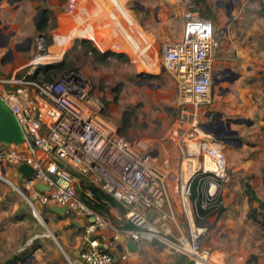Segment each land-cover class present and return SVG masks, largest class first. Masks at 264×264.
<instances>
[{
	"label": "built area",
	"instance_id": "1",
	"mask_svg": "<svg viewBox=\"0 0 264 264\" xmlns=\"http://www.w3.org/2000/svg\"><path fill=\"white\" fill-rule=\"evenodd\" d=\"M184 19L182 37L164 43L160 64L175 81L179 105H192L196 111L212 101L213 60L219 41L210 20L190 12ZM130 22L126 25L131 26ZM116 25L123 36L116 45L122 50L139 49L138 40L122 21ZM53 38L58 40L57 35ZM35 39L29 69L22 75L0 77V96L26 137L21 145L0 148V179L7 180L2 170L8 163L25 162L33 168L32 175L23 179L25 196L34 210L36 204L52 203L86 220L82 248L74 258L68 257L69 264H126L130 239L160 242L192 264H223L218 252L203 245L211 218L224 208L223 187L233 180L222 149L213 140L200 139L182 159L180 170L173 171L170 158L158 162L157 149L148 141L129 140L121 134L119 125L103 114V101L85 77L71 71L54 82L28 78L39 66L55 60L49 58L52 51L46 35ZM171 175L180 196V214L170 197ZM40 182L49 188L39 189ZM92 186L120 202L124 209L120 223L88 203L96 201ZM200 208L213 215H200ZM107 231H112L111 238ZM117 242L125 246L121 252L115 249Z\"/></svg>",
	"mask_w": 264,
	"mask_h": 264
},
{
	"label": "rangeland",
	"instance_id": "2",
	"mask_svg": "<svg viewBox=\"0 0 264 264\" xmlns=\"http://www.w3.org/2000/svg\"><path fill=\"white\" fill-rule=\"evenodd\" d=\"M148 1L150 0H38V7H41L42 10L45 8L49 10L50 20L44 34L48 38L50 46L55 44L51 47L52 53L49 58L55 59L54 63L66 59L74 69L73 72L88 80L93 92L103 101V114L119 125L120 132L127 123L125 119L128 118L130 127L126 135L121 133L124 137L129 140L144 139L148 141L154 149H157L158 162H163L164 158H170L169 167L173 171H179L182 159L194 151L196 141L208 138L223 145L212 134L204 132L199 126L200 123H204L202 120H205L206 115L211 120L213 119V114L219 111L217 110L219 104H224L228 110L244 107L247 113H251L254 107L257 110L260 109L249 118L232 115L230 117L232 119L246 118L254 121L264 115V83H236L221 80L223 61L216 58L213 60V69L218 82L214 80L211 103L208 106H200L196 111L192 105L186 107L179 105L175 81L170 73L162 70L160 64L164 43L179 38H158L146 30L144 19L149 15V10L145 8V3ZM70 5L73 6V9ZM100 8L102 9L100 10ZM99 10L102 19L108 22H110L109 11L115 12L117 16L115 20L118 23L122 21L128 31L133 33L139 42V49L133 51L126 48L129 52L119 48L113 49L111 47L113 44H110L101 35L104 27L107 29L109 27L111 31H117V25L113 21L108 25L104 22H101L103 24L98 23L97 12ZM128 21H131V26L126 25ZM82 28L91 29L94 34H89ZM78 29H81L80 34L73 35ZM138 32L144 34L140 36ZM39 34L36 30V37ZM98 34H100L99 39ZM56 35L58 40L54 41L53 37ZM113 37L115 38L111 42H120L123 36L121 38ZM74 38L75 40L72 41ZM90 38L94 42L93 45L100 51L124 53L128 59L110 58L106 62L96 60L88 50V46L81 42L83 39ZM150 39L153 40V46L150 44ZM144 41L148 42V48L144 45ZM218 41L217 51L221 47V42L219 39ZM63 49L65 51L62 54ZM148 51L149 56H147ZM30 63L32 62L22 68L21 75L24 74V69H29ZM153 63L158 66V71L155 73H152L155 70ZM258 74L264 75V70H260ZM224 75L229 80L236 81L237 75L232 69H226ZM37 79L42 80L40 74ZM258 80V75L255 78L245 79V81ZM239 94L243 95V98H238ZM219 113L228 117L225 111ZM223 118L225 119V117ZM232 126L248 129L246 123H233ZM180 131L183 132L182 135ZM242 139H246V135H243ZM227 146L229 145L224 147L227 148ZM18 162L8 163L7 169L16 171ZM66 167L74 173V168L68 165ZM4 174L7 180L0 179V264L21 263L24 260L26 261L24 264H69L68 257H75V253L85 237L86 220L74 213L57 212L53 209L55 204L52 203L36 204L37 210H34L25 196L23 177L15 178L10 176V173ZM174 178V175H171L170 197L172 196L171 199L174 198L176 203L180 204V196L176 190ZM246 183L242 179L240 189L245 188ZM245 193L236 196L235 200L246 199L247 193ZM249 202L247 209L250 214L249 219L256 218L254 225L249 228V237H264V229L261 224L264 219V201L261 203L258 200H250ZM228 207L231 215L228 212L227 222L239 214L235 205L229 204ZM219 216L217 214L211 218L203 245L210 247L216 255L217 252L221 257L225 255L229 263V261L232 262L230 255L232 253L238 255L242 250L239 247L237 249L239 252L234 251L230 243L229 233L233 229L232 227H235L234 224L232 226L224 222L219 224ZM244 219H248L247 216ZM54 233H56V237H54ZM107 233L108 236L112 235V231H107ZM65 238L74 251L65 246L63 242ZM156 251L161 254L159 264H192V261L187 257L160 242H156ZM31 254H33L32 258H28ZM187 259L191 263L187 262ZM247 259L245 257L244 260H240V264L244 262L246 264ZM256 260H252V262ZM147 264H152V262L148 261Z\"/></svg>",
	"mask_w": 264,
	"mask_h": 264
},
{
	"label": "crops",
	"instance_id": "3",
	"mask_svg": "<svg viewBox=\"0 0 264 264\" xmlns=\"http://www.w3.org/2000/svg\"><path fill=\"white\" fill-rule=\"evenodd\" d=\"M38 6V0H0V77H9L17 74L33 59L36 26L40 18ZM145 8L149 10V15L144 19V26L145 28L147 27L146 30L150 34L158 38L180 39L183 34L185 14L189 12L200 18L210 20L213 24L216 38L221 42L220 49L216 50L214 55V60L217 58L223 61L221 80L236 83H264V75L258 74L260 70H264V0H150L145 3ZM100 10L97 12V16H99L98 23L104 22L108 25L109 23L111 24V21L117 22L115 20L117 18L115 12L109 11L110 22H108L102 19ZM229 13L231 17H229ZM82 30L87 31L89 34H94L91 29L82 28ZM103 30L102 38L105 37L110 44H113L111 46L113 49H121V46L116 45L117 42H111L115 38L113 36L121 38L119 29L111 31L109 27L108 29L104 27ZM80 31L81 29L76 30L73 35L80 34ZM138 33L140 36L144 34L143 32ZM99 35H97L98 39ZM144 42V45L146 44V48H148V42ZM150 44L153 46V40L151 39ZM148 53L149 51L147 56L150 55ZM153 66L155 70L152 73H155L158 71V66L156 63H153ZM229 68L236 73V81L229 80L224 75V71ZM256 75H258L260 81H245L247 78H255ZM4 86L10 87L11 85L4 84ZM237 96L238 98H243V95L239 94ZM219 105L217 107L219 111L214 113L213 116H216L220 111H225L228 115L227 117L222 114L225 119L232 117V115H242L249 118L260 110L254 107L251 113H247L244 107L228 110L227 107H224V104ZM212 120L206 115L205 120L202 121L208 123ZM251 121L252 123L247 124L248 129H239L231 126L233 129L240 131L238 135L240 142H235L233 137L223 136L215 138L222 142L223 145L214 143L215 146H219L222 149L227 160L229 172L233 176V181L223 187L224 208L219 213L218 223L224 222L225 224H230L229 226L234 224L235 227H232L233 229L229 233L231 236L229 237L230 243L234 251L239 247L242 250V252L236 251L239 252L238 255L232 253L230 255L232 262L229 261V263L224 254V257L220 256L223 264H240V260H244L245 257L249 259L252 255H255L257 259L252 264H264V237H249V228L254 225L256 218L249 219L250 214L247 209L250 199L245 193V188L242 187L240 189L241 180L243 179L251 184L259 199L258 201L261 203L264 201V115L259 120ZM243 135H246V139H242ZM225 145L229 146L225 148ZM2 146L7 145L0 144V148ZM20 164L18 162L16 171H13V169L9 170L6 166L5 173H10V176L15 178L24 177L19 169ZM247 177L250 178L248 179ZM243 193L247 195L246 199L239 201L238 198L235 200L236 196H240ZM172 203L174 211L179 213L181 205L176 203L174 198H172ZM229 204L235 205L237 210H239V214L227 222L228 212L231 215ZM222 215L225 216L223 217ZM107 216L113 219L115 223H120L124 213L119 207H111ZM245 216L249 220L244 219ZM232 217L234 216L232 215ZM224 219L227 220L225 221ZM223 234L225 235L226 233L224 232ZM110 236L108 238H111ZM83 241L84 239L81 242V246L78 247L75 256L82 248ZM63 242L68 249L70 248L74 251L73 247L68 244L67 238ZM156 242L143 240L136 243L132 250L127 251L128 260L126 264H147L148 261H151L152 264H159L161 254L156 251ZM114 246L118 252L125 248L121 242L114 243ZM112 248L113 246L110 247V249ZM166 249L168 250V248ZM218 254L220 253L218 252ZM248 255L249 257H247ZM187 262L190 261L187 259Z\"/></svg>",
	"mask_w": 264,
	"mask_h": 264
},
{
	"label": "trees",
	"instance_id": "4",
	"mask_svg": "<svg viewBox=\"0 0 264 264\" xmlns=\"http://www.w3.org/2000/svg\"><path fill=\"white\" fill-rule=\"evenodd\" d=\"M46 1V0H43ZM49 10L46 8L42 10V13L40 14L39 21L37 23L36 29L38 33L44 34V31L47 29L48 22H49ZM43 32V33H42ZM81 42L88 46V50L91 51L92 56L100 61V62H106L110 58H122V59H128L127 55H124V53L115 52V51H106L102 52L97 47L93 45V42L88 39H83ZM76 70V69H75ZM70 71H74V69L68 64L66 59H62L58 62L48 64V65H42L39 66L33 73L28 75V78H34L37 79L38 75L40 74L42 77V81H50L54 82L61 77L68 74ZM24 72L26 70L24 69ZM23 71H19V75H21ZM149 76H153L148 74ZM125 127L123 130H121L122 134L126 135V132L129 129V121L128 118L125 119ZM127 124V125H126ZM92 189L94 191V194L96 196V201L93 203L88 202L90 205H92L93 209L97 212H100L102 214L108 215L111 207H119L124 212L123 207L121 206L120 202L114 198L111 194L106 193L105 191L101 190L98 187L92 186ZM245 192L249 196L250 200H259L258 197L255 194L254 189L252 188L251 184L246 183L245 185ZM221 211V210H220ZM219 211V213H220ZM217 213V214H219ZM199 214L203 216H209L212 214L209 210L199 209ZM213 215V214H212ZM211 215V216H212ZM113 220V219H111ZM114 222V221H113ZM262 227L264 229V221L261 222ZM256 259L255 255H252L250 259H248L247 264H252V260Z\"/></svg>",
	"mask_w": 264,
	"mask_h": 264
},
{
	"label": "water",
	"instance_id": "5",
	"mask_svg": "<svg viewBox=\"0 0 264 264\" xmlns=\"http://www.w3.org/2000/svg\"><path fill=\"white\" fill-rule=\"evenodd\" d=\"M229 17H231L230 13H229ZM162 70H164V68H162ZM215 81L216 82L218 81L217 78H215ZM217 116L218 118L216 120L220 123L219 126H214L212 124L213 121L209 123L199 124V126L204 132L208 134H212V136L216 139L219 137L227 136V137H233L235 141L240 142L241 140L238 137L239 131L236 129H233L231 127L232 124L233 123L235 124L252 123L251 120L246 119V118H237V119L226 118L224 119L221 113L216 114V117ZM25 139H26L25 134L21 128V125L16 115L13 113V111L10 109L7 103L0 96V144L21 145L25 142ZM28 141L31 146L35 145V141L33 140V138L29 137ZM19 169L25 177H30L33 173V168L25 162L19 165ZM2 172L5 173V169H3ZM37 187L42 190H46L49 188L48 186H46L45 184L41 182L37 184ZM53 209L57 212H63V213L67 212L66 206L54 205ZM54 237H56V233H54ZM122 239H124V236H122ZM126 244H127L128 250L130 251L135 247L136 242L130 239L127 241ZM32 256L33 254L29 255L28 258H32ZM25 262L26 261H21V263L11 262L8 264H24Z\"/></svg>",
	"mask_w": 264,
	"mask_h": 264
},
{
	"label": "flooded vegetation",
	"instance_id": "6",
	"mask_svg": "<svg viewBox=\"0 0 264 264\" xmlns=\"http://www.w3.org/2000/svg\"><path fill=\"white\" fill-rule=\"evenodd\" d=\"M46 9V8H45ZM44 10V9H43ZM42 13V8L41 7H39V14H41ZM217 118H216V116H214L213 117V122H212V124L214 125V126H219L220 125V123L216 120ZM236 142V141H235ZM25 261V260H24Z\"/></svg>",
	"mask_w": 264,
	"mask_h": 264
},
{
	"label": "bare ground",
	"instance_id": "7",
	"mask_svg": "<svg viewBox=\"0 0 264 264\" xmlns=\"http://www.w3.org/2000/svg\"><path fill=\"white\" fill-rule=\"evenodd\" d=\"M146 45V44H145ZM147 46V45H146ZM149 54V53H148Z\"/></svg>",
	"mask_w": 264,
	"mask_h": 264
}]
</instances>
